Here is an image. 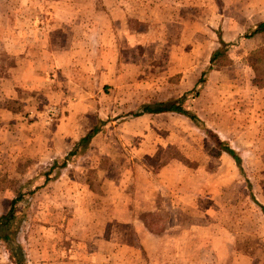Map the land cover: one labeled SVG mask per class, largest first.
I'll use <instances>...</instances> for the list:
<instances>
[{
	"label": "rangeland",
	"instance_id": "rangeland-1",
	"mask_svg": "<svg viewBox=\"0 0 264 264\" xmlns=\"http://www.w3.org/2000/svg\"><path fill=\"white\" fill-rule=\"evenodd\" d=\"M263 25L264 0H0V215L22 194L15 209L22 218L18 241L24 254L12 258L11 246L0 240V264H264V127L259 128V120L264 124V92L259 96ZM111 57L132 74L138 97L125 99L129 106L140 98L152 108H186L211 129L199 130L184 117V140H167L163 146L167 159L197 158L194 167H199L200 178L193 174L190 179L200 194L194 199L196 208L182 210L178 223L166 226L167 209H160L163 197L156 191L155 209H144L137 200L130 210L153 221L149 226L156 236L141 225L133 226L141 228L133 234L129 226L109 224L105 236L112 227L119 232L113 241L93 238L89 219L103 212L94 207L83 214L76 210L79 191L72 192L73 207L65 210L73 218L70 223L60 214L62 204L49 202L58 177L61 187L55 190L61 193L69 181L77 187L113 181L103 173L95 180L90 173L83 177L73 167L81 166L80 161L67 164L63 143L56 141L57 156L50 154L48 142L63 140L53 128L65 101L47 95L52 74L63 87L65 73L74 72L71 64L82 63L92 73L91 80L83 81L93 93L88 99L114 107L117 97L110 85L106 90L101 83L109 80V73L95 77L96 58L106 64ZM34 59L40 61L36 74L30 69ZM51 60L57 61L54 70L47 69ZM168 122L175 124L176 119ZM107 131V153L116 161L121 151L112 137L119 130L109 126ZM213 132L221 142L213 140ZM36 136L43 139L34 141ZM105 140L91 146L103 148ZM229 147L236 150L239 165L225 152L215 160L207 155ZM131 148H126V157ZM113 194L120 205L128 200ZM180 194L185 202L194 196ZM55 196L51 200L56 203L60 195ZM84 203L93 202L86 197ZM126 210L119 209L121 218ZM175 211L177 216L182 213ZM110 214L104 210V217ZM163 227L165 238L159 239Z\"/></svg>",
	"mask_w": 264,
	"mask_h": 264
},
{
	"label": "crops",
	"instance_id": "crops-1",
	"mask_svg": "<svg viewBox=\"0 0 264 264\" xmlns=\"http://www.w3.org/2000/svg\"><path fill=\"white\" fill-rule=\"evenodd\" d=\"M118 61L117 58L114 60V58L111 57L105 64L103 61L99 62V58H96V66L99 73H95V77L100 74L103 75L105 70L109 73L107 76V79L109 80L106 82L103 80L101 83H103L102 88H106V90H108L106 86L110 85L111 94L113 93L117 97L118 102L114 107L101 104L97 99L96 101L88 99L89 96L92 97L93 93L86 89L87 85L83 81L85 77L91 80L92 73L86 72L82 63L71 64L74 67V72L69 70V72L65 73L64 82L61 84L63 87L59 86L60 84H58L57 79H55L57 74H52L53 84L52 87L48 89L49 92L47 94L48 96H53V98H63L65 101V105L59 111L62 115L58 117V121L55 122L53 128L55 131L54 135L58 138H63V140L48 142V144H50L48 147L50 154L57 156L54 145L63 143L64 146L61 145L65 148L63 151H68L65 156L67 157V154H69L68 158L65 157L67 164L74 165L77 161H80L81 166L75 164L73 167H79L80 169L78 171L83 177L85 173H90L89 175L93 176V180H95L100 178V174L103 173L102 176L104 175L113 178L110 185L104 184L103 180L101 181V185L98 183L95 185L87 183L77 187V185H71V182L69 181L64 185L61 193L59 190H55L57 187H61L56 185V182L60 179V177H58L53 180L54 184H51L54 187V193L49 190V202L54 203L55 206H59L60 203L62 204L63 209H60V214L63 216L64 220L69 218V223L73 221V218H70V214L65 213V210L73 207V202L71 200L73 191H79V200L81 201H79L80 203L77 205L76 210L80 211L81 214H83V209L87 210L92 207L97 210H102L103 213L104 210H111L109 216L104 217L103 213L100 214L101 216L97 213L99 216H94L89 219V225L91 226L89 234L93 238L99 235L101 238H106L107 241H113L114 237L119 234V232L115 231L112 227L109 231V236H105V229L109 224L111 226L114 224L129 226V230H131V233L133 234L138 228H142L143 230L144 226L147 233L150 235L156 236L158 234L156 230H153L149 226L155 224L153 221H145L139 214L130 212L131 209L137 206V200L141 201V206L144 209L150 211L155 209L156 206L153 197L156 191L163 197V201H160V209H167L166 212H164L165 219L163 222L166 226L175 225L176 222L178 223L184 213L182 210L196 208V202L194 199L199 197L200 194L199 190L191 185L192 180L190 179H192L193 174L198 177L200 176L199 167H194L195 163L198 164L197 158H191L190 162L188 158L183 159L175 157L167 159L165 155L163 156V153L166 150L163 146L168 144L167 140H184V124L182 120L184 117L192 122L199 130H211L205 125L204 121L196 112H192L186 108L181 107L187 112L186 114L174 110V107L172 110L167 109L158 112H147L144 111V109L149 106L146 105L147 102L144 103L142 101L143 99L140 100V98V102H137L138 104L135 103L129 106V103L126 102L125 99L129 101V98L131 97L132 101H137V89H135L133 84L130 83V80H133L132 74L122 71L123 69L119 68ZM37 62L40 63L39 59H34V62L32 63L33 66L30 67V69L33 68V74H36L37 66H39ZM56 62V60H51L49 65L47 64V69L54 70L57 67ZM29 64H31L30 61ZM263 88L264 82H261L259 79V96L263 94ZM142 91L144 90L139 91L140 97L145 96V93ZM100 95L101 94L96 92V97H99ZM101 97H103V95H101ZM84 98H87V104L84 101ZM8 112L11 113L10 111ZM137 112L139 114L135 115ZM191 113L192 115H195V119L189 117V114ZM18 117L19 115L16 117L14 116L13 118ZM91 118H93V120H91ZM168 118H175V124H169ZM16 126H20V123L16 122ZM109 126H111V129L119 130L118 136L112 137V140L119 141L117 146L121 153L119 154V159H115L117 162L111 161L109 159L110 154L107 153L110 146L109 139L106 136V134H110L107 131ZM263 127V122L259 120V128ZM213 133V136L215 135L213 140H220L221 142L222 138L219 134L215 132ZM42 135H44V133ZM100 138L106 139L103 142L105 148H101L104 149L103 152H106L107 154L100 152L102 150L101 148L95 149V146L99 145L91 146ZM32 139L34 141L37 139L42 140L43 137L38 138L36 136ZM56 141L59 144H56ZM76 145H79L82 149L76 151ZM131 145H133V148H131L132 152L126 157V148ZM229 148L232 149L231 147ZM232 150L234 152L236 151L234 149ZM92 151L95 152V154H91ZM112 151L114 152V150H111V152ZM223 152L228 154L235 161L236 165H239L238 161L233 158V155H231L226 148L217 154L209 151L207 152V155L215 160V157H220ZM235 155L237 156L236 152ZM99 162H101V165L98 164ZM83 165H86V168H88L86 172L82 168ZM199 165H202V163ZM100 166L103 168H100ZM202 166L205 173V167L204 165ZM48 176H53V174H49ZM184 176L186 177V181L183 183L182 179ZM184 191H187L189 195L194 194L191 201L185 202L183 200L180 193ZM118 192V196L122 194L123 197L128 198L126 202H121L122 205H120L117 198H114L117 197V195L113 193ZM168 192H170L169 195ZM110 193L111 196H109ZM58 194L60 196L56 199L55 203L51 198ZM86 197L87 199L90 198L93 202L91 205L84 203ZM120 208L127 209L126 212L123 213L122 218L119 212ZM175 210L181 211L182 213L177 216L178 212L175 214L173 213L176 212ZM137 215L138 217H136ZM82 218L83 222L87 223L86 219L84 220V217ZM77 221L78 220H75V222ZM102 225H104L105 228H102ZM136 225H141L142 227L134 229L133 226ZM166 231L167 227H163L160 231L159 239L165 238ZM171 238L168 236L165 240L169 242Z\"/></svg>",
	"mask_w": 264,
	"mask_h": 264
},
{
	"label": "trees",
	"instance_id": "trees-1",
	"mask_svg": "<svg viewBox=\"0 0 264 264\" xmlns=\"http://www.w3.org/2000/svg\"><path fill=\"white\" fill-rule=\"evenodd\" d=\"M264 26V25H263ZM202 79V78H200ZM199 79V81H201ZM183 112V113H187L185 110H183L181 107L178 106H163V107H146L144 109V111L147 112H158V111H162V110H167V109H173ZM139 114L138 112L135 113V115ZM189 117L191 119H195V115L189 114ZM227 151H229V153L231 155H233V158H235L236 161H238V156L235 155V152L232 149H227ZM20 196L22 197V194H19V196L17 198H14L11 201L10 207L9 209L0 215V240L7 243L10 247V254L12 256V258L19 260L20 257L24 256L23 254V250H22V246L18 241V237H19V233H20V229H19V224L22 218L18 217V214L16 213V203L18 202ZM14 246V248H13ZM17 251V252H15ZM18 262V261H17ZM18 264H24L23 262H19Z\"/></svg>",
	"mask_w": 264,
	"mask_h": 264
}]
</instances>
